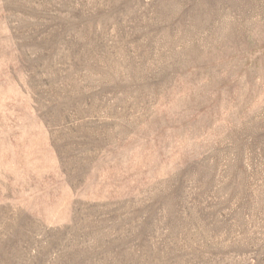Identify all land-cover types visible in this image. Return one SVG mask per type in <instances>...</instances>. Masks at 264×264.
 <instances>
[{
	"label": "rangeland",
	"instance_id": "rangeland-1",
	"mask_svg": "<svg viewBox=\"0 0 264 264\" xmlns=\"http://www.w3.org/2000/svg\"><path fill=\"white\" fill-rule=\"evenodd\" d=\"M0 264H264V0H0Z\"/></svg>",
	"mask_w": 264,
	"mask_h": 264
}]
</instances>
